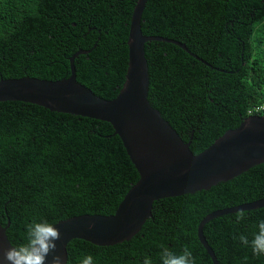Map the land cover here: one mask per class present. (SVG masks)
<instances>
[{
	"label": "trees",
	"instance_id": "1",
	"mask_svg": "<svg viewBox=\"0 0 264 264\" xmlns=\"http://www.w3.org/2000/svg\"><path fill=\"white\" fill-rule=\"evenodd\" d=\"M137 0H0V79L58 81L70 75L104 100L114 99L127 69V38ZM149 87L147 100L189 143L194 154L249 117L264 101V0H147L140 22ZM183 45L187 53L177 44ZM110 124L0 102V224L10 244L26 242L33 218L56 224L80 215L114 214L138 181ZM264 198V165L209 190L153 203L152 218L129 241L99 247L72 240L66 264L92 255L94 264H160V246L193 250L213 264L197 237L208 215ZM204 224L218 264H264L233 240L251 239L264 207Z\"/></svg>",
	"mask_w": 264,
	"mask_h": 264
},
{
	"label": "water",
	"instance_id": "2",
	"mask_svg": "<svg viewBox=\"0 0 264 264\" xmlns=\"http://www.w3.org/2000/svg\"><path fill=\"white\" fill-rule=\"evenodd\" d=\"M147 0H137L130 19L127 69L117 96L104 100L76 81L74 59H69L70 75L58 81L28 76L0 79V102L33 104L51 112L85 117L111 125L139 178L128 190L112 215H80L56 223L61 232L57 242L67 261L66 247L82 240L99 247L129 241L152 218L155 201L209 190L257 165H264V117L249 116L235 129L226 131L206 150L194 154L160 113L147 100L149 75L144 45L167 41L146 37L140 27ZM170 42V41H167ZM177 44V43H175ZM189 53L183 45L177 44ZM264 207V198L206 216L197 228V237L213 264L216 258L205 241L202 229L209 220L238 209ZM0 224V249L13 247Z\"/></svg>",
	"mask_w": 264,
	"mask_h": 264
},
{
	"label": "clouds",
	"instance_id": "3",
	"mask_svg": "<svg viewBox=\"0 0 264 264\" xmlns=\"http://www.w3.org/2000/svg\"><path fill=\"white\" fill-rule=\"evenodd\" d=\"M248 215L245 209H238L234 213L235 222H243ZM26 242L18 246L0 249V264H65L57 242L61 240L60 230L47 219L33 218L25 224ZM251 239L245 234L233 235L243 247L250 248L253 256H264V220L255 225ZM160 264H196L193 250L184 245L179 252L173 251L165 245L160 246ZM79 264H94L92 255H85ZM142 264H153L148 256L143 258Z\"/></svg>",
	"mask_w": 264,
	"mask_h": 264
},
{
	"label": "built area",
	"instance_id": "4",
	"mask_svg": "<svg viewBox=\"0 0 264 264\" xmlns=\"http://www.w3.org/2000/svg\"><path fill=\"white\" fill-rule=\"evenodd\" d=\"M248 115L264 117V101L262 104L255 106L252 110H249Z\"/></svg>",
	"mask_w": 264,
	"mask_h": 264
}]
</instances>
